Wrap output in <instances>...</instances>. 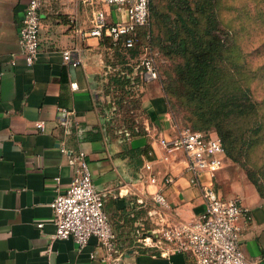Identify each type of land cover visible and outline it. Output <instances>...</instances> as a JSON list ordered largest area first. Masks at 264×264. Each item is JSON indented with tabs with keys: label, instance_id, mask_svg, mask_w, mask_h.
Listing matches in <instances>:
<instances>
[{
	"label": "crops",
	"instance_id": "crops-1",
	"mask_svg": "<svg viewBox=\"0 0 264 264\" xmlns=\"http://www.w3.org/2000/svg\"><path fill=\"white\" fill-rule=\"evenodd\" d=\"M26 4L0 0V264H110L101 261L104 252L95 238L82 250L71 240L50 239L55 227L49 205L68 188L76 167L72 156L79 151L116 232L115 264H194L183 254L160 257L154 246V231L192 221L203 210L185 158L177 153L160 164L155 185L139 180L147 153L162 154L156 139L177 134L160 88L148 84L141 90L142 135L104 136L99 100L110 49L88 36L96 10L82 0H42L40 53L27 68L18 47ZM65 50L80 66L64 64ZM60 110L70 113V129L60 123ZM166 178L172 183L165 185ZM157 192L169 208L151 201ZM235 195L246 211L239 220L241 251L251 264H264V201L251 186L227 193ZM147 237L152 242L144 243Z\"/></svg>",
	"mask_w": 264,
	"mask_h": 264
},
{
	"label": "rangeland",
	"instance_id": "rangeland-1",
	"mask_svg": "<svg viewBox=\"0 0 264 264\" xmlns=\"http://www.w3.org/2000/svg\"><path fill=\"white\" fill-rule=\"evenodd\" d=\"M151 3L154 10L148 31L152 41L142 46L149 47L145 57L154 61L157 78L145 79L141 51L123 56L106 51L105 64L110 73L100 86L99 100L103 135L126 139L144 133L140 99L142 88L148 84L160 88L176 133L191 130L206 135L215 132L212 128H198L201 119L197 107L222 103L231 93L236 97L231 102H235L240 99L237 92L247 90L257 113L227 121L225 131L229 133L232 152L231 157L224 159L215 188L223 198H228L227 193L233 188L251 186L264 201V0H151ZM92 7L103 11L110 22L126 20L125 13L114 7ZM209 30L215 35L212 40L204 39L208 38L205 36ZM192 33L198 39L191 42L211 40L215 50L200 86H195L189 76L186 59L166 49L176 34L180 39ZM190 44L188 49L193 50ZM102 45L108 49L106 43ZM113 78H122L126 83L123 86L111 83ZM234 198L239 199L237 195Z\"/></svg>",
	"mask_w": 264,
	"mask_h": 264
},
{
	"label": "built area",
	"instance_id": "built-area-1",
	"mask_svg": "<svg viewBox=\"0 0 264 264\" xmlns=\"http://www.w3.org/2000/svg\"><path fill=\"white\" fill-rule=\"evenodd\" d=\"M90 6L114 7L124 12L126 20L109 22V18L101 10H96L92 28L88 32L91 38L102 41L111 40L113 46L118 44L125 51L133 50L138 41L139 32L146 30L151 22L150 0H82ZM42 0H27L23 21L18 30V47L27 68H31L38 60L40 53V9ZM143 53L141 67L146 80H156L157 70L148 54L149 47L140 48ZM64 64L74 68L81 61L73 57L71 50L62 52ZM70 113L60 110V123L68 129L72 126ZM70 126V127H68ZM36 130L44 131L43 122L35 124ZM162 151L156 155L154 151L147 153L139 180L150 185L157 183L156 169L169 158L180 153L185 158L188 182L199 190L203 201V210L192 221L165 225L154 231V246L159 249V256L167 258L172 254H183L192 258L194 264H251L241 251L240 218L246 211L237 198H223L215 188V180L222 169L225 159L222 143L216 134L184 130L174 137L156 139ZM65 153V149H60ZM73 157L74 176L63 194H57L49 207L52 213L51 223L55 227L53 240H71L79 250L86 247L91 238H95L103 250L102 262L115 264L118 257L116 232L104 212L102 195L96 191L86 155L79 151ZM59 185L60 179H54ZM172 183V178L164 179V184ZM151 201L163 209L169 208L166 198L159 192L152 194ZM42 223L37 224L41 229ZM144 243L152 242L149 237Z\"/></svg>",
	"mask_w": 264,
	"mask_h": 264
},
{
	"label": "trees",
	"instance_id": "trees-1",
	"mask_svg": "<svg viewBox=\"0 0 264 264\" xmlns=\"http://www.w3.org/2000/svg\"><path fill=\"white\" fill-rule=\"evenodd\" d=\"M186 7L191 11L189 4H185ZM154 7L152 6L151 0L149 3V11H150V18L152 17V11ZM154 14V13H153ZM191 14V13H189ZM182 22H185L182 20ZM149 28V27H148ZM146 30H142L139 32L137 45L133 50L125 51L120 44L113 46L111 40L108 38H104L102 40V44L106 43L108 49L113 50L114 53L117 55H125L127 52L130 51H139L142 48V45H148L152 41V37L150 32ZM184 29L188 32L189 29L184 23ZM208 38L204 39H211L215 38V35L211 33L209 30L206 33ZM191 39L196 41V36L186 34L183 38L177 39V34L174 36L173 39H170V44L166 48L168 53H174L177 55H181L186 59V65L188 68V73L191 79L194 81L195 86L203 85L204 79L206 77L207 69L210 67L211 60L215 55V50L211 40L205 41L200 39V42H191ZM190 40V41H188ZM192 44L193 50H189V44ZM194 43V44H193ZM190 44V45H191ZM145 47V46H144ZM111 83H116L120 85H124L126 82H123L122 78L120 79H110ZM240 95V99L236 100L234 94L224 98V102L216 103L215 105L205 106V107H197V115L200 117L201 126L199 129L208 130L210 128L214 129L215 134L220 139L222 143V147L224 149L225 157H231L232 146L229 141V133L225 131V128H228L229 122H227L231 118H247L251 114L256 115V105L250 100L249 93L247 90H241L237 92ZM238 98V96H237Z\"/></svg>",
	"mask_w": 264,
	"mask_h": 264
},
{
	"label": "water",
	"instance_id": "water-1",
	"mask_svg": "<svg viewBox=\"0 0 264 264\" xmlns=\"http://www.w3.org/2000/svg\"><path fill=\"white\" fill-rule=\"evenodd\" d=\"M68 127H70V126H68Z\"/></svg>",
	"mask_w": 264,
	"mask_h": 264
}]
</instances>
